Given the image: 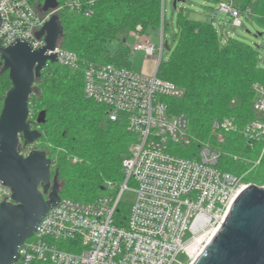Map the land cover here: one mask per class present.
Segmentation results:
<instances>
[{
  "label": "built area",
  "instance_id": "1",
  "mask_svg": "<svg viewBox=\"0 0 264 264\" xmlns=\"http://www.w3.org/2000/svg\"><path fill=\"white\" fill-rule=\"evenodd\" d=\"M243 1L218 0L211 7L212 19L222 12L231 17L233 26H242V16L253 15L252 5L242 6ZM92 3L66 0L54 11L90 16ZM52 12L38 11L31 0H0V45L6 47L21 37L33 49L43 46V35L37 38L34 32ZM158 29V46L146 34L130 33L135 39L131 51L143 50L147 55L158 51L149 74L85 60L58 41L48 51L56 52L60 66L82 72L84 96L104 105L109 120L122 119L133 140L121 160L122 180L106 179L102 190L107 193L92 200L60 196L18 247L19 256L11 264H191L220 228L239 193L257 185L244 177L264 154V115L242 124L233 116L215 118L208 135L200 137L183 113L170 114L164 97H180L183 90L157 76L166 43L163 0ZM229 38L219 41L225 44ZM252 91L251 110L264 113V81H255ZM29 145L21 140L19 152L26 155L33 148L41 149ZM225 157L240 166L235 171L220 167ZM125 190L133 191L134 199L121 214ZM10 195V188L0 182V202L11 201ZM191 245L194 253L188 251ZM179 254L184 261L177 258Z\"/></svg>",
  "mask_w": 264,
  "mask_h": 264
},
{
  "label": "trees",
  "instance_id": "2",
  "mask_svg": "<svg viewBox=\"0 0 264 264\" xmlns=\"http://www.w3.org/2000/svg\"><path fill=\"white\" fill-rule=\"evenodd\" d=\"M57 1L61 5L66 0ZM246 4L252 5L255 20L264 27V0H244L242 6ZM91 9L90 16L67 9L57 12L63 26L60 46L85 60L129 67L131 49L125 39L131 32L145 35L146 29L158 28L161 0H93ZM177 24L178 42L169 60L157 66V76L183 90L180 97H164L168 112L183 113L200 137L208 135L215 118L233 116L239 124L254 118L252 84L264 81L256 51L233 38L221 44L207 20L179 11ZM113 40L117 46L110 50L107 45ZM34 83L28 118L31 127L41 131L39 140L51 146L50 153L56 151L55 158L47 156L53 174L57 171L60 193L92 200L100 195L104 180H122L121 160L128 154L133 134L122 119L109 120L104 105L84 96L82 72L48 62ZM6 90L0 82V93ZM40 110H45V120L36 123ZM219 166L232 171L238 167L226 157Z\"/></svg>",
  "mask_w": 264,
  "mask_h": 264
},
{
  "label": "water",
  "instance_id": "3",
  "mask_svg": "<svg viewBox=\"0 0 264 264\" xmlns=\"http://www.w3.org/2000/svg\"><path fill=\"white\" fill-rule=\"evenodd\" d=\"M57 6V0L41 3V11H53L34 32L37 38L43 35V46L33 49L21 37L6 47L0 45L1 71H8L11 82L0 110V182L10 188L12 199L0 202V264L17 259L18 247L60 199L57 171L51 177L46 151L19 152L21 140L28 145L42 135L31 127L28 103L41 70L47 62H56V52L48 51L63 31L54 11ZM44 120L45 110H40L35 121ZM191 264H264V185L250 184L239 193L220 228Z\"/></svg>",
  "mask_w": 264,
  "mask_h": 264
},
{
  "label": "rangeland",
  "instance_id": "4",
  "mask_svg": "<svg viewBox=\"0 0 264 264\" xmlns=\"http://www.w3.org/2000/svg\"><path fill=\"white\" fill-rule=\"evenodd\" d=\"M33 4L37 8L38 11H41V3L43 0H32ZM174 0H163V16H164V40L167 42V47L164 46V49L161 53L162 62L166 63L175 48L178 42V12H182L184 16H188L193 19H201L207 20L208 22H212L214 30L216 31L217 37L219 39H223L224 36H229L234 40L247 44L252 49L256 51V63L257 66L264 70V27L259 25L255 20L252 14H244L241 18L242 26L236 27L231 24V17L225 13H220L216 16V19H212L211 17V7H214L218 0H176L175 5H173ZM238 2V0H233ZM225 22V23H223ZM145 34L150 37V42L156 46L159 44V29L158 28H148L145 31ZM125 43L129 46L135 43L134 37L128 35L125 39ZM59 42V39H58ZM108 48L113 50L117 46V40H113L108 43ZM156 55H158V51H156L153 55H147L143 50L131 51L130 55V64L129 67L134 71L151 73L154 69L156 62ZM55 65H59L57 62H53ZM2 70V61L0 60V73H5L4 76H0V82L9 89L11 86L10 79L8 78V71ZM37 87V84L34 83L33 89ZM7 91V90H6ZM6 91L0 93V110L2 108L3 98L5 96ZM3 95V97H2ZM32 112L34 109H31ZM253 114L258 117H262L264 113L253 111ZM40 139V138H39ZM37 142L31 143L28 148L31 147H39L44 149L52 158H55L56 151L50 153L51 146L48 143H43L41 140ZM58 150V149H57ZM257 147L253 150L256 152ZM72 161L76 160V157L71 158ZM262 162V159H261ZM239 167L240 165L236 163ZM247 168V167H246ZM245 168V169H246ZM244 169H242L243 173ZM264 166L260 163L256 167L252 168L250 172L245 174L244 179L250 180L257 185H264ZM53 174V166H51V177ZM105 181V180H104ZM106 190H100L99 194H106ZM59 195L61 197H69L72 198L71 195L66 193H60L59 187ZM134 199V192L131 190H125L120 198V213H126L128 208L130 207L132 201ZM179 260L184 261L185 256L183 254H179L177 256ZM187 264V263H186Z\"/></svg>",
  "mask_w": 264,
  "mask_h": 264
},
{
  "label": "bare ground",
  "instance_id": "5",
  "mask_svg": "<svg viewBox=\"0 0 264 264\" xmlns=\"http://www.w3.org/2000/svg\"><path fill=\"white\" fill-rule=\"evenodd\" d=\"M188 251H189L190 253H194V252H195L194 245L189 246V247H188Z\"/></svg>",
  "mask_w": 264,
  "mask_h": 264
}]
</instances>
